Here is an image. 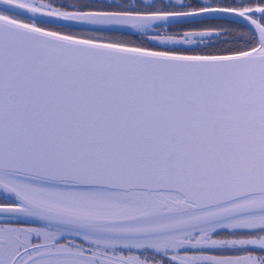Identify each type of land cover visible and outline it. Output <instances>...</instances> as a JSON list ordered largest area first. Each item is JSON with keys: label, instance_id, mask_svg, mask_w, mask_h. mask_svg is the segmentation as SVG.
<instances>
[{"label": "snow or ice", "instance_id": "1", "mask_svg": "<svg viewBox=\"0 0 264 264\" xmlns=\"http://www.w3.org/2000/svg\"><path fill=\"white\" fill-rule=\"evenodd\" d=\"M0 4V264H264V0Z\"/></svg>", "mask_w": 264, "mask_h": 264}, {"label": "trees", "instance_id": "2", "mask_svg": "<svg viewBox=\"0 0 264 264\" xmlns=\"http://www.w3.org/2000/svg\"><path fill=\"white\" fill-rule=\"evenodd\" d=\"M69 3H70V2H69ZM233 27L237 29L236 34H235V38L239 40V45H228V44H224V45H227V48L230 47V46H243V41H244L245 39H247V37H241V36L239 35L240 32L247 31L244 27H241V26H239V25H234ZM126 39H127V41H128L129 43H134V44H136V45H141V44H143L142 39L139 38V37H135V36H133V37H127ZM149 44H152V43L149 42L148 44H144V46H148ZM224 45H223V46H224ZM171 47H172V46H171ZM177 47L187 49V48H189V47H195V46H186V45H185V46H177ZM200 48H204V46H200V47L197 49V51H200V50H201ZM227 48H226V49H227ZM226 49H225V50H226ZM203 51H205V52H213V51L211 50V48H205Z\"/></svg>", "mask_w": 264, "mask_h": 264}, {"label": "water", "instance_id": "3", "mask_svg": "<svg viewBox=\"0 0 264 264\" xmlns=\"http://www.w3.org/2000/svg\"><path fill=\"white\" fill-rule=\"evenodd\" d=\"M0 9H2V10H6V11H8V12L16 11V10L10 8L9 6L2 5V4H0ZM23 15H24L25 17L31 16V14H30V13H27L26 11L23 12ZM254 15L259 16L260 14H254ZM234 19H235V18H234ZM243 24H244V26H245L248 30H251V31L255 32L254 27H253L252 25H250L247 21H244Z\"/></svg>", "mask_w": 264, "mask_h": 264}, {"label": "flooded vegetation", "instance_id": "4", "mask_svg": "<svg viewBox=\"0 0 264 264\" xmlns=\"http://www.w3.org/2000/svg\"><path fill=\"white\" fill-rule=\"evenodd\" d=\"M40 2H44V0H40ZM58 2H60V0H58ZM63 2H65V3H69V2H71V0H63ZM1 11V10H0ZM246 29V28H245ZM247 30V29H246ZM149 42H151V41H149ZM148 42V43H149ZM152 44L154 43V42H151ZM160 47H163V46H160ZM169 47H171V46H169ZM227 48V45H219V46H217V47H215V48H211V50L213 51V52H219V51H221L222 49H226ZM201 50H204L205 48H200Z\"/></svg>", "mask_w": 264, "mask_h": 264}]
</instances>
